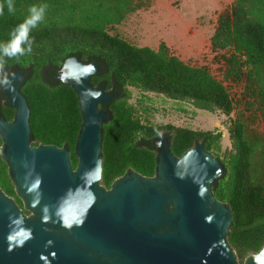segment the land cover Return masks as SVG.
I'll return each mask as SVG.
<instances>
[{
	"label": "trees",
	"instance_id": "1",
	"mask_svg": "<svg viewBox=\"0 0 264 264\" xmlns=\"http://www.w3.org/2000/svg\"><path fill=\"white\" fill-rule=\"evenodd\" d=\"M13 3L15 11L9 13L7 0H0L3 5L0 44L11 39L13 29L29 15L31 6L47 5L44 20L31 30V53L0 58L3 64L0 96L4 74L8 77L17 71L24 73L20 92L30 110L33 146L67 147L72 168H76L74 147L82 124L78 98L73 89L56 80L63 62L76 57L98 65L99 72L91 77L90 83L113 94L106 107L111 118L102 125L101 185L106 189L129 171L154 177L157 154L152 142L161 136L168 138L170 151L177 158L203 143L205 150L219 159L221 133L143 124L129 104L133 88L188 102L210 113L220 111L229 115L233 111L227 89L207 69L184 63L164 44L157 50L137 47L108 33V27L121 24L134 11L132 0H13ZM211 47L232 50L228 61L236 71L228 74L235 75L237 80L244 78L245 93L251 100L248 104L264 125V0H236L230 14L219 19ZM0 113L10 122L15 110L2 101ZM228 134L231 149L219 160L225 174L214 183L212 191L215 199L231 210L227 242L242 264L264 245V133L250 131L239 115ZM0 189L23 209L1 158Z\"/></svg>",
	"mask_w": 264,
	"mask_h": 264
},
{
	"label": "water",
	"instance_id": "2",
	"mask_svg": "<svg viewBox=\"0 0 264 264\" xmlns=\"http://www.w3.org/2000/svg\"><path fill=\"white\" fill-rule=\"evenodd\" d=\"M98 72L70 57L56 75L80 107L75 169L67 147L31 144L24 73L3 81L0 102L15 114L0 113V158L23 209L0 189V264H240L227 242L231 210L212 191L225 168L203 143L177 158L158 137L154 177L129 171L101 185L113 94L90 83ZM242 264H264V245Z\"/></svg>",
	"mask_w": 264,
	"mask_h": 264
},
{
	"label": "rangeland",
	"instance_id": "3",
	"mask_svg": "<svg viewBox=\"0 0 264 264\" xmlns=\"http://www.w3.org/2000/svg\"><path fill=\"white\" fill-rule=\"evenodd\" d=\"M236 0H132L135 9L116 26L108 27L131 45L157 50L164 44L169 52L192 67L207 69L227 89L233 111L225 115L195 108L191 103L130 89L129 104L143 124L172 125L200 132L221 133L219 160L231 149L229 129L242 115L252 132L264 133V125L248 103L244 78L234 79L236 68L228 61L232 50H213L219 19L228 15Z\"/></svg>",
	"mask_w": 264,
	"mask_h": 264
},
{
	"label": "clouds",
	"instance_id": "4",
	"mask_svg": "<svg viewBox=\"0 0 264 264\" xmlns=\"http://www.w3.org/2000/svg\"><path fill=\"white\" fill-rule=\"evenodd\" d=\"M7 9L9 13L15 11L13 0H7ZM47 5L36 6L29 8V15L24 21L18 24L11 33V39L6 43L0 44V58L2 57H17L23 56L32 51V40L30 39L31 30L36 28L41 23L46 14ZM3 13V5H0V14ZM3 70L2 60H0V72ZM5 82L7 83V76Z\"/></svg>",
	"mask_w": 264,
	"mask_h": 264
}]
</instances>
